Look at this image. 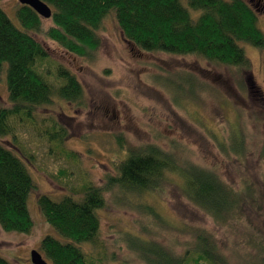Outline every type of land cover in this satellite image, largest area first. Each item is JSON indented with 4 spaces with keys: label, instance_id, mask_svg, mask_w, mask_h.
<instances>
[{
    "label": "rangeland",
    "instance_id": "rangeland-1",
    "mask_svg": "<svg viewBox=\"0 0 264 264\" xmlns=\"http://www.w3.org/2000/svg\"><path fill=\"white\" fill-rule=\"evenodd\" d=\"M244 1L264 32V0ZM0 4L21 28L18 0ZM50 25L44 20L43 30ZM98 35L97 51L80 58L43 32L32 34L49 55L50 62L39 69L43 78L58 87L55 67L63 66L82 85L84 98L78 106L54 95L53 103L40 107L32 121H13L15 141L0 138L15 153L17 147L32 155L33 165L26 163L36 187L28 197L31 232L7 233L0 227V256L11 264H33L31 251L41 253L45 236L57 237L44 221L37 198H80L85 184L101 185L113 174L112 162L127 156L121 142L138 149L153 146L170 155L177 169L166 174L156 193H106L99 236L85 246L97 264H144L128 247L127 235L145 236L184 253L197 230L214 239L230 264H257L264 257V51L240 42L251 71L239 73L198 55L142 51L123 38L111 13ZM5 69L0 71L1 107L9 104ZM59 129L65 131L62 142L47 136ZM198 177L227 194V208L219 201L220 211L206 205L212 212L228 209L224 220L190 200ZM143 205L162 220L146 216Z\"/></svg>",
    "mask_w": 264,
    "mask_h": 264
},
{
    "label": "trees",
    "instance_id": "trees-1",
    "mask_svg": "<svg viewBox=\"0 0 264 264\" xmlns=\"http://www.w3.org/2000/svg\"><path fill=\"white\" fill-rule=\"evenodd\" d=\"M41 1L52 10L51 18L47 19L51 25L45 31L42 24L46 19L29 6L19 3L16 17L21 28H18L0 4V71L6 66L9 102L6 107L0 106V138L12 137L15 141L13 121H32L40 107L53 103L54 95L78 106L83 102L84 89L68 69L55 67L58 87L43 78L39 69L50 62L49 55L32 34L43 32L68 54L89 58L100 46L98 30L111 13L123 38L145 52L198 55L235 68L239 73H249L251 63L239 43L264 51V32L257 25L256 13L244 0ZM247 79L251 80V73ZM47 136L60 142L66 137L64 129L53 134L47 132ZM120 146L127 156L112 162L113 174L106 175L101 185L85 184L80 198L70 195L60 199L47 195L37 198L44 221L57 234L45 236L40 243V251L50 264H97L85 246L95 244L99 236V211L106 206V193H156L167 181L166 174L177 169L170 155L153 146L138 149L121 142ZM16 149L20 156L0 142V227L7 233H30L33 222L28 197L36 187L27 163L33 165V157ZM194 187L191 201L216 220L229 215L225 208L218 212V201L228 207L227 194L218 193L210 180L198 177ZM206 205L218 211L212 212ZM142 209L151 219L157 216L161 219L156 210L144 205ZM127 245L144 264H230L214 239L203 230L195 231L194 242L184 253L135 234L127 235ZM0 264L11 263L0 256ZM257 264H264V257Z\"/></svg>",
    "mask_w": 264,
    "mask_h": 264
},
{
    "label": "water",
    "instance_id": "water-1",
    "mask_svg": "<svg viewBox=\"0 0 264 264\" xmlns=\"http://www.w3.org/2000/svg\"><path fill=\"white\" fill-rule=\"evenodd\" d=\"M21 5L29 6L43 19H50L52 16L51 8L41 0H18ZM31 261L33 264H48L40 252L32 250Z\"/></svg>",
    "mask_w": 264,
    "mask_h": 264
}]
</instances>
